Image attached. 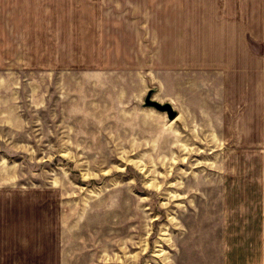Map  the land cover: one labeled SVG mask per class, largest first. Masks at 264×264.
I'll return each mask as SVG.
<instances>
[{
    "label": "rangeland",
    "instance_id": "rangeland-1",
    "mask_svg": "<svg viewBox=\"0 0 264 264\" xmlns=\"http://www.w3.org/2000/svg\"><path fill=\"white\" fill-rule=\"evenodd\" d=\"M159 5L193 40L240 56L207 49L208 67L184 74L177 138L152 109L156 139L129 132L145 108L120 95L119 67L105 75L111 111L73 92L84 113L107 116L66 120L65 105L64 120L16 123L15 141L0 128V149H16L0 151V245L15 264H264V0Z\"/></svg>",
    "mask_w": 264,
    "mask_h": 264
},
{
    "label": "crops",
    "instance_id": "crops-1",
    "mask_svg": "<svg viewBox=\"0 0 264 264\" xmlns=\"http://www.w3.org/2000/svg\"><path fill=\"white\" fill-rule=\"evenodd\" d=\"M182 17L161 12L159 0H0V128H7L6 136L15 141L21 130L16 123L64 120L65 105L66 120L107 116L84 113L81 98L73 92L86 88L89 104L100 105L95 100L101 96L103 107L111 111L107 101L112 89L105 75L119 67L130 74L120 95L133 105L151 92L153 100L170 104L177 113L173 120L152 110L165 115L163 136L177 138L171 133L175 123L186 121L187 112L181 96L192 88L184 74L208 67L207 49L221 51L216 47L219 39L193 40ZM220 53L240 56L231 49ZM202 57L204 63L193 64ZM65 70L70 75L64 77ZM148 109L137 114L140 125L129 132L151 143L159 125ZM13 148L0 151L15 152ZM1 247L0 256L13 258L15 264L14 251L4 254Z\"/></svg>",
    "mask_w": 264,
    "mask_h": 264
},
{
    "label": "water",
    "instance_id": "water-1",
    "mask_svg": "<svg viewBox=\"0 0 264 264\" xmlns=\"http://www.w3.org/2000/svg\"><path fill=\"white\" fill-rule=\"evenodd\" d=\"M143 106L145 108H151L159 113L165 114L168 120H173L177 115V113L174 111V109L172 108L170 104L159 103L153 100L151 92L147 93V95L145 96L143 100Z\"/></svg>",
    "mask_w": 264,
    "mask_h": 264
}]
</instances>
